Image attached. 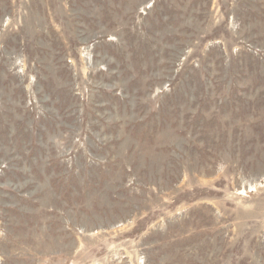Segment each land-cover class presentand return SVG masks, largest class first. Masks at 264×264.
Returning a JSON list of instances; mask_svg holds the SVG:
<instances>
[{"label": "rangeland", "instance_id": "rangeland-1", "mask_svg": "<svg viewBox=\"0 0 264 264\" xmlns=\"http://www.w3.org/2000/svg\"><path fill=\"white\" fill-rule=\"evenodd\" d=\"M0 264H264V0H0Z\"/></svg>", "mask_w": 264, "mask_h": 264}]
</instances>
